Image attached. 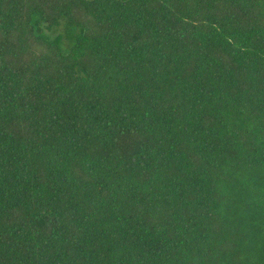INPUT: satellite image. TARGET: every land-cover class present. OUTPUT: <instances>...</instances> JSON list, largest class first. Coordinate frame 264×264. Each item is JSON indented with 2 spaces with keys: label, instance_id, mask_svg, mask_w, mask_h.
I'll list each match as a JSON object with an SVG mask.
<instances>
[{
  "label": "trees",
  "instance_id": "1",
  "mask_svg": "<svg viewBox=\"0 0 264 264\" xmlns=\"http://www.w3.org/2000/svg\"><path fill=\"white\" fill-rule=\"evenodd\" d=\"M0 264H264V0H0Z\"/></svg>",
  "mask_w": 264,
  "mask_h": 264
}]
</instances>
